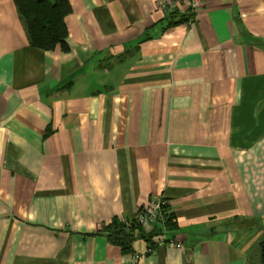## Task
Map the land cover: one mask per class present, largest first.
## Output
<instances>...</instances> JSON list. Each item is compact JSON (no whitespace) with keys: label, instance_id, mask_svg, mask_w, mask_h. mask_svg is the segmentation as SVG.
Returning a JSON list of instances; mask_svg holds the SVG:
<instances>
[{"label":"crops","instance_id":"crops-1","mask_svg":"<svg viewBox=\"0 0 264 264\" xmlns=\"http://www.w3.org/2000/svg\"><path fill=\"white\" fill-rule=\"evenodd\" d=\"M68 1L44 51L0 0V264H262L264 0Z\"/></svg>","mask_w":264,"mask_h":264},{"label":"trees","instance_id":"trees-1","mask_svg":"<svg viewBox=\"0 0 264 264\" xmlns=\"http://www.w3.org/2000/svg\"><path fill=\"white\" fill-rule=\"evenodd\" d=\"M23 17L29 33L31 45L44 51H53L58 46L68 49V28L65 19L72 12L68 0H14ZM196 11L190 8V21L195 19ZM168 214V212H167ZM174 216H167L165 226L173 224ZM135 228L128 229L123 223L115 224V230L110 233L111 241L126 249L134 239L133 233H127ZM133 230V231H134ZM262 264H264V240L261 243Z\"/></svg>","mask_w":264,"mask_h":264},{"label":"built area","instance_id":"built-area-1","mask_svg":"<svg viewBox=\"0 0 264 264\" xmlns=\"http://www.w3.org/2000/svg\"><path fill=\"white\" fill-rule=\"evenodd\" d=\"M205 0H190L191 7L193 10L197 12L200 9V6H203ZM166 202L163 199L152 198L148 205L144 207L142 211L138 213L136 219H134V223L132 222H124L126 228H145V227H156L158 224L166 225L167 222V211H166ZM165 232V231H164ZM169 244L170 246L182 248L180 244H174L173 241L167 240L166 232L160 236L158 245ZM154 248L149 249V253L154 252ZM140 255L134 256L136 259H140Z\"/></svg>","mask_w":264,"mask_h":264}]
</instances>
